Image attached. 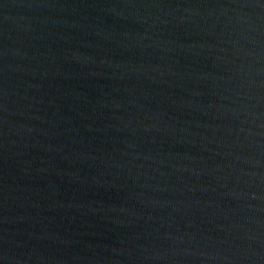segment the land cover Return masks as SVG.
<instances>
[{"label": "water", "instance_id": "95a60500", "mask_svg": "<svg viewBox=\"0 0 264 264\" xmlns=\"http://www.w3.org/2000/svg\"><path fill=\"white\" fill-rule=\"evenodd\" d=\"M0 264H264V0H0Z\"/></svg>", "mask_w": 264, "mask_h": 264}]
</instances>
